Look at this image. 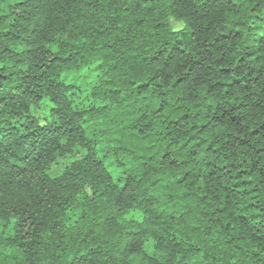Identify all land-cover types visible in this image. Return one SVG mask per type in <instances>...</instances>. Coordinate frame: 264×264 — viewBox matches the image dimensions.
Listing matches in <instances>:
<instances>
[{"label": "trees", "instance_id": "obj_1", "mask_svg": "<svg viewBox=\"0 0 264 264\" xmlns=\"http://www.w3.org/2000/svg\"><path fill=\"white\" fill-rule=\"evenodd\" d=\"M0 264H264V0H0Z\"/></svg>", "mask_w": 264, "mask_h": 264}, {"label": "rangeland", "instance_id": "obj_2", "mask_svg": "<svg viewBox=\"0 0 264 264\" xmlns=\"http://www.w3.org/2000/svg\"><path fill=\"white\" fill-rule=\"evenodd\" d=\"M170 24L172 25V27L175 30H179L183 27V25L181 23H177L174 21H170ZM71 162V159H64V160H59L58 163L54 166L53 170H54V174H59L69 163ZM152 248L153 245L152 244H148L145 247V250L148 254L152 253Z\"/></svg>", "mask_w": 264, "mask_h": 264}]
</instances>
